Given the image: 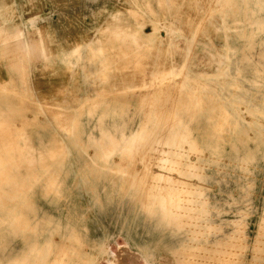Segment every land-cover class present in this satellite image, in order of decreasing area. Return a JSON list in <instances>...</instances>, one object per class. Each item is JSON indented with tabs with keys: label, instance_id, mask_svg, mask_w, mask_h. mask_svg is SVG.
I'll return each instance as SVG.
<instances>
[{
	"label": "rangeland",
	"instance_id": "1",
	"mask_svg": "<svg viewBox=\"0 0 264 264\" xmlns=\"http://www.w3.org/2000/svg\"><path fill=\"white\" fill-rule=\"evenodd\" d=\"M5 2L0 264H264V0Z\"/></svg>",
	"mask_w": 264,
	"mask_h": 264
},
{
	"label": "bare ground",
	"instance_id": "2",
	"mask_svg": "<svg viewBox=\"0 0 264 264\" xmlns=\"http://www.w3.org/2000/svg\"><path fill=\"white\" fill-rule=\"evenodd\" d=\"M128 13V12H127ZM21 32V31H20ZM20 32H18V34H17V37H16V39H18L19 37L18 36H22V34L20 33ZM224 58V57H223ZM223 62V61H222ZM224 63V62H223ZM222 64V63H221ZM185 72V71H184ZM183 73V72H182ZM170 74L172 75V74H176L177 75V72L176 71H174V69H172L171 71H170ZM161 77V76H160ZM160 80H161V78H160ZM164 83V82H163ZM168 127H169V125H167ZM106 137H108V135H106ZM164 143V142H163ZM162 145V144H161ZM158 148V147H157ZM162 148V147H161ZM157 150V149H156ZM158 155V154H157ZM155 157V156H154ZM156 158H157V156H156ZM165 159V158H164ZM154 160V159H153ZM157 160V159H156ZM156 162V161H155ZM160 174V173H159ZM151 176V175H150ZM169 178V177H168ZM172 178V177H171ZM162 179V178H161ZM155 180V179H154ZM164 180V179H163ZM168 180H170V179H168ZM149 181V180H148ZM164 183V182H163ZM149 185V184H148ZM154 185V184H153ZM155 186V185H154ZM169 186V185H168ZM184 186V185H183ZM55 187V186H54ZM157 187H158V185H157ZM170 188V187H169ZM178 188V187H177ZM176 188V189H177ZM160 191H162L163 192V190H160ZM168 191V190H167ZM169 193H170V191H169ZM172 193V192H171ZM164 194V193H163ZM173 195V194H172ZM164 201V200H163ZM179 212V211H178ZM186 217V216H185ZM236 222H230V225L232 226V225H234ZM236 225V224H235ZM239 228V227H238ZM230 234H231V236L230 237H233V235L235 234V231H232V232H230ZM183 260V259H182ZM109 264H116L114 261H109Z\"/></svg>",
	"mask_w": 264,
	"mask_h": 264
},
{
	"label": "crops",
	"instance_id": "3",
	"mask_svg": "<svg viewBox=\"0 0 264 264\" xmlns=\"http://www.w3.org/2000/svg\"><path fill=\"white\" fill-rule=\"evenodd\" d=\"M4 1V4H6V5H8L9 7H10V5L9 4H7L6 2H5V0H3ZM11 8V7H10ZM6 20H7V23L9 22L8 21V18H9V14L8 15H6ZM4 20V19H3ZM2 27V30H4V29H6V28H8V24L6 25V26H4V21H3V25L1 26Z\"/></svg>",
	"mask_w": 264,
	"mask_h": 264
}]
</instances>
